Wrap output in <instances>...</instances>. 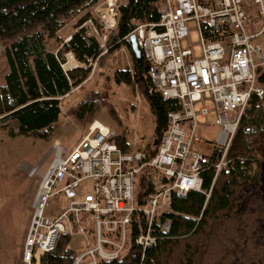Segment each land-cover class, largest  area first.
I'll return each instance as SVG.
<instances>
[{
	"label": "built area",
	"instance_id": "obj_1",
	"mask_svg": "<svg viewBox=\"0 0 264 264\" xmlns=\"http://www.w3.org/2000/svg\"><path fill=\"white\" fill-rule=\"evenodd\" d=\"M122 1L102 0L94 16L76 29L85 28L98 40L99 57L115 47L108 41L118 27ZM157 5L158 20L139 23L123 42L130 44L135 34L154 86L173 100L168 127L157 143L155 134L146 144L136 135L128 137L125 151L115 140L120 132L97 120L76 144L55 141L46 170L31 171L40 179L23 249L28 264H38L54 250L62 234L86 241L73 264L115 260L133 242L145 252L156 243V234L170 232L171 220L162 216L174 194L201 192L206 206L220 173L230 168L228 151L241 121L252 101L264 98V50L256 42L264 35V0H158ZM191 29L200 39L198 55L184 43ZM199 118L206 122L200 124ZM210 126L218 128L217 134L204 138L200 127ZM207 172H212L208 189ZM143 177L151 179L154 191L141 197ZM86 179L93 180L94 192H80ZM62 200L64 206L55 212ZM142 217L140 233L132 239L133 220Z\"/></svg>",
	"mask_w": 264,
	"mask_h": 264
},
{
	"label": "trees",
	"instance_id": "obj_2",
	"mask_svg": "<svg viewBox=\"0 0 264 264\" xmlns=\"http://www.w3.org/2000/svg\"><path fill=\"white\" fill-rule=\"evenodd\" d=\"M98 1L0 0V38L7 40L9 65L6 83L0 85L1 122H14L19 134L29 135L50 130L58 121L61 99L90 72V67L64 71L65 53L73 52L80 62L89 64L101 48L85 28L74 32L57 52L47 49V40L59 38L58 31L71 18ZM157 4L158 0H123L118 27L110 34L109 44L117 46L139 23L157 21ZM128 46L134 73L119 70L115 78L132 88L138 84L155 118L154 134L160 138L168 127L167 116L174 102L162 97L152 82L148 62L139 64ZM260 82L264 85V71ZM99 105L109 107L112 117L116 116L108 94L93 91L73 111L85 122ZM115 140L122 150L128 149L126 132ZM228 159L230 168L220 173L206 206L201 192L192 191L185 197L174 194L162 216L171 220L168 234H156V243L145 252L133 242L121 257L99 264H264V98L252 101L231 143ZM211 183L212 172H207L204 188ZM152 191L154 183L143 177L140 196ZM138 220L134 218L132 223V239L140 233L139 222L144 224V217ZM71 243L72 237L62 234L55 249L41 257L40 264H73L77 251Z\"/></svg>",
	"mask_w": 264,
	"mask_h": 264
},
{
	"label": "rangeland",
	"instance_id": "obj_3",
	"mask_svg": "<svg viewBox=\"0 0 264 264\" xmlns=\"http://www.w3.org/2000/svg\"><path fill=\"white\" fill-rule=\"evenodd\" d=\"M99 0L93 7L81 11L71 18L57 33L59 38L47 40V49L57 51L65 43V39L81 24V20L90 14L94 16L93 9L98 6ZM81 22V23H80ZM193 25V23H191ZM264 50V35L256 39ZM190 45L196 55L200 53V39L195 29H191L189 40L184 42ZM7 40L0 38V85H5V76L9 72L5 47ZM73 53V52H72ZM68 51L65 57L69 60L64 65L66 70L75 67L76 61L89 67V64L80 62L76 56L71 58ZM93 64L88 77L79 85L74 86L70 93L60 101L62 114L50 130H42L29 135L19 134L18 127L13 122L0 121V264H28L22 253L23 242L28 228L30 206L27 202L37 190L39 175L32 177L28 173L33 169L44 172L52 160L54 151L53 143L59 141L65 146H72L82 139L88 125L99 120L104 124L115 128L121 133L126 132L131 138L136 135L140 142L146 144L153 137L155 130V118L150 111L149 104L144 96L137 93L136 87L127 83H119L115 74L119 70H134L132 53L128 44L120 42L113 47L108 54L92 59ZM134 89V90H133ZM108 94L109 104L116 112L112 117L107 106L99 105L88 121H80L74 113V109L80 105L83 99L91 92ZM141 95V96H139ZM138 97L141 98L140 102ZM209 121L212 123L213 118ZM121 122V124H119ZM200 124L206 122L199 118ZM204 138L213 139L218 131L216 126L208 129L200 127ZM129 140V139H128ZM94 182L86 179L80 184V192H94ZM65 204H56L55 212H58ZM89 234L92 237L91 230ZM72 237V236H71ZM71 246L77 252L84 249L87 244L81 236L72 237ZM41 263V258L38 264Z\"/></svg>",
	"mask_w": 264,
	"mask_h": 264
},
{
	"label": "crops",
	"instance_id": "obj_4",
	"mask_svg": "<svg viewBox=\"0 0 264 264\" xmlns=\"http://www.w3.org/2000/svg\"><path fill=\"white\" fill-rule=\"evenodd\" d=\"M86 18V17H85ZM88 18V17H87ZM86 18V19H87ZM86 19H84V20H86ZM64 28V27H63ZM76 29H77V27L74 29L75 31H76ZM62 30V29H61ZM72 37V35L70 34L66 39H65V42H68L69 40H70V38ZM63 45V44H62ZM59 50V49H58ZM57 50V51H58ZM57 51H54V52H57ZM72 53V52H71ZM69 55L70 54H68V59L66 58V62L69 60ZM71 58L73 59V61L75 60V57H74V55H73V53H72V55H71ZM91 60V59H90ZM76 61V60H75ZM65 62V63H66ZM90 62V61H89ZM64 64V63H63ZM75 64H80L78 61H76V63ZM78 67H86V66H84L83 64H80V65H78L77 67H74V68H70V69H68V70H66V68L63 66V69H64V71L66 70V72H68V71H70V70H72V69H75V68H78ZM90 67V70H91V67L92 66H89ZM88 67V68H89ZM128 137H130V136H128ZM28 175L29 176H33V175H31V173L29 172L28 173ZM35 193H36V190H35V192H34V195H33V197H31V199H30V201L29 202H27V204H28V207L30 206V217H29V219H28V228H27V231H26V234H25V238H26V235H27V232H28V229H29V225H30V221H31V217H32V211H33V209H32V203H33V199H34V196H35ZM72 237H74V236H72ZM25 238H24V242H25ZM24 242H23V247H22V253H23V249H24Z\"/></svg>",
	"mask_w": 264,
	"mask_h": 264
},
{
	"label": "water",
	"instance_id": "obj_5",
	"mask_svg": "<svg viewBox=\"0 0 264 264\" xmlns=\"http://www.w3.org/2000/svg\"><path fill=\"white\" fill-rule=\"evenodd\" d=\"M131 41H130V45H131V48H132V51L135 55V59L136 61L139 63V64H143L145 63V59L143 57V54H142V50L141 48L138 46V43H137V40H136V36L135 34H132L131 37H130ZM158 138H156L155 142L157 143L158 142Z\"/></svg>",
	"mask_w": 264,
	"mask_h": 264
},
{
	"label": "bare ground",
	"instance_id": "obj_6",
	"mask_svg": "<svg viewBox=\"0 0 264 264\" xmlns=\"http://www.w3.org/2000/svg\"><path fill=\"white\" fill-rule=\"evenodd\" d=\"M63 66H64V64H63ZM76 66H77V65L75 64V67H76ZM95 124L102 126V124H101V122H100L99 120H97V121L95 122Z\"/></svg>",
	"mask_w": 264,
	"mask_h": 264
}]
</instances>
